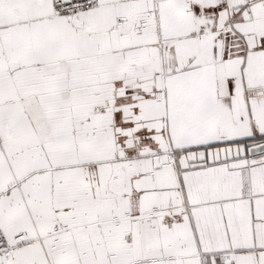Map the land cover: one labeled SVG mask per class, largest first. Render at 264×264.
<instances>
[{
	"label": "snow or ice",
	"instance_id": "obj_1",
	"mask_svg": "<svg viewBox=\"0 0 264 264\" xmlns=\"http://www.w3.org/2000/svg\"><path fill=\"white\" fill-rule=\"evenodd\" d=\"M0 264H264V0H0Z\"/></svg>",
	"mask_w": 264,
	"mask_h": 264
}]
</instances>
